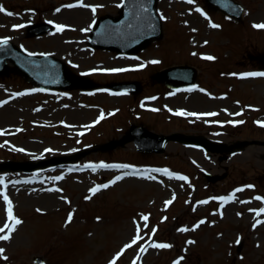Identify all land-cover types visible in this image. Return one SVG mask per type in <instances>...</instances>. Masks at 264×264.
Masks as SVG:
<instances>
[{
    "label": "rangeland",
    "instance_id": "rangeland-1",
    "mask_svg": "<svg viewBox=\"0 0 264 264\" xmlns=\"http://www.w3.org/2000/svg\"><path fill=\"white\" fill-rule=\"evenodd\" d=\"M237 1L245 7L239 21L222 11H209L205 0H158L163 33L131 57L89 44L97 20L117 15L122 0H0L6 10L0 11V41L10 39L36 54L58 52L75 72L90 73L98 83L136 79L143 84L139 94L119 98L105 88L45 91L14 72L0 76V130L4 132L0 135V193L6 192L13 214L23 221L11 239L0 240V249L5 250L0 264H35L37 255L45 264H110L114 259L116 264H264V223H258L264 221V213L258 216L253 211L264 208V199H257L264 198V146H245L226 160L179 141H170L165 151L151 154L138 152L133 142L111 150L100 147L119 138L132 123L162 133L202 134L229 144L264 140V128L248 127L251 119L255 124L253 113H264V94L259 93L264 80L241 76L245 69L260 68L264 29L256 30L254 25L264 23V0ZM81 5L101 7L93 12ZM83 7L88 9L85 16L79 14ZM44 20L53 24L51 31L37 36L28 33L31 24ZM212 23L220 27L213 28ZM56 25L66 27L57 31ZM80 42L87 50L80 48ZM205 53L215 59L203 61ZM178 63L197 66L205 94L179 95L183 99L174 101L170 89L151 78L154 71ZM131 65L141 70L110 73ZM234 100L242 110L254 102H262L263 107L242 114ZM139 104L155 110L166 107L157 114ZM175 106L203 113L218 109L220 114L188 117L192 121L176 119ZM238 109L242 114L238 121L243 124L235 123ZM258 118L264 120V114ZM84 148L90 153L64 167L25 173L3 165L9 159L37 161ZM101 163L132 167H88ZM133 169L145 170L146 176L125 177L95 194L90 191L107 178L112 181ZM204 171L227 172V176L212 183ZM16 181L25 187L11 188ZM37 184L54 190L59 198L45 190L36 192ZM233 194L232 199H219ZM170 200L171 204L166 203ZM7 207L0 195V227L7 221ZM70 213L73 218L67 223ZM138 231L142 239L125 248ZM153 243L171 247L155 248Z\"/></svg>",
    "mask_w": 264,
    "mask_h": 264
},
{
    "label": "water",
    "instance_id": "water-1",
    "mask_svg": "<svg viewBox=\"0 0 264 264\" xmlns=\"http://www.w3.org/2000/svg\"><path fill=\"white\" fill-rule=\"evenodd\" d=\"M207 1L212 7L220 6L236 17H239L243 11V7L233 0ZM156 2L157 0H125L119 16L108 15L99 21L91 36V44L124 52H134L143 48L151 39L158 37L162 32L161 21L155 7ZM40 26L42 28H38ZM40 26L31 27L29 29L30 33L40 34L50 29V26L46 24ZM7 60H10L14 65L11 67ZM11 68L26 80L41 87L71 89L93 86L91 80L73 73L59 58L52 55H29L19 46L8 41L7 44H0V74H9ZM192 70L187 66H175L157 73L154 77L170 86H180L182 83H187L185 78L193 77L194 72ZM180 79H185V81H180ZM120 86L124 89H132L134 92L138 89L137 85L133 83H124ZM138 130L140 131L139 134L134 131L132 134L125 136L119 143L135 139L140 150L163 151L169 140L177 139L187 144L197 143L205 147L206 150L214 152L232 151L231 146L213 142L203 136L183 135L181 133L159 135L143 128ZM116 144L117 142L113 141L107 144L105 148L114 147ZM68 160L67 157H52L42 160L37 165L17 161H10L5 164L10 169L31 171L39 165L60 164ZM207 176L213 181L222 177L221 175H211L209 173H207ZM38 261H41V259L38 258Z\"/></svg>",
    "mask_w": 264,
    "mask_h": 264
},
{
    "label": "snow or ice",
    "instance_id": "snow-or-ice-1",
    "mask_svg": "<svg viewBox=\"0 0 264 264\" xmlns=\"http://www.w3.org/2000/svg\"><path fill=\"white\" fill-rule=\"evenodd\" d=\"M189 3L193 2V0H188ZM73 5H68V7H72ZM81 6H87V7H91L93 12H95L96 10V7H101V6H88V5H81ZM0 11H6L5 9H3L2 6H0ZM57 11H59V9H57ZM8 15H12V13H8ZM51 23V22H50ZM20 27H23V25H15L14 28H20ZM66 26L65 25H56V28H57V31H63L64 28ZM211 27L213 28H218L220 27L219 25H216V24H212ZM255 28L257 29H264V23H260V24H255L254 25ZM89 29H84L83 31H88ZM8 40L7 38H5L4 40L0 41V43L2 44H7ZM207 43V42H205ZM29 55H32L31 53ZM205 59H209V60H214L215 57H212V56H206L204 57ZM151 63H158V61H151ZM111 71H124V69H113ZM245 76H264V72H254V73H246V74H243ZM15 95H23V93H17ZM6 103V102H4ZM186 113H184L183 111L181 112H178L177 115H185ZM187 115H192V116H197V115H208V116H214L216 115V113H204V114H197V113H187ZM103 118V115L101 116V119ZM240 123H243V121H240ZM264 126V125H262ZM4 132L2 130H0V135H3ZM21 151H23V149H21ZM88 167L92 168L93 170H95L97 167H100V168H106V167H119V168H131L132 166L130 165H106V164H99V165H88ZM153 171H161L160 169H154ZM166 171V170H165ZM134 174H137L135 171L133 172H125L124 175H134ZM150 179L153 178V177H149ZM179 179L181 180H186L187 177L185 176H179L178 177ZM54 179H62V177H56ZM120 179H123V176H117L115 178V180L111 181L110 183H115L117 180H120ZM14 183H19V181H16ZM0 184H3V180L0 179ZM109 185L108 184H104V185H97L96 187L90 189V191L95 194L97 191L100 190V188H107ZM6 187V186H5ZM248 187H252V186H248ZM236 191H242V189H237ZM0 195L3 196V199L6 201L8 207H7V221L6 223L4 224L3 227H0V240H9L11 239V234L16 230L17 226L18 225H21L23 223V221L19 218H17L14 214H13V210H12V202L11 200L9 199L8 195L6 194V192H3V193H0ZM234 195L232 197H220L219 199L220 200H229V199H232L234 198ZM88 199H90L91 197H87ZM257 199H264V198H260V197H257ZM166 203L168 204H171L172 201H167ZM201 203H207V201H202ZM39 211V210H38ZM256 212V214L259 216L261 213H264V208H261L259 210H253ZM222 214V213H221ZM73 216L72 214L70 213L69 216H68V220H67V223H70L71 220H72ZM142 219L144 221H147L148 220V216H143ZM166 219V218H165ZM204 221H201L200 223H203ZM258 223H264V221H258ZM199 225H196V227H198ZM182 231H187L188 229H181ZM155 233V229H153V234ZM140 239H142V237L139 235V231H138V234L137 236L131 241L130 244L126 245L125 248H130L132 247L133 245H135ZM188 243H194V241H189ZM152 247H155V248H170L171 245L170 244H163V243H153L151 245ZM5 250L4 249H0V255L3 254ZM141 251H145V249L142 247L141 248ZM122 254V253H121ZM119 255V254H118ZM4 259H7V257H4ZM110 264H116V260L114 259L113 261L110 262ZM178 264V262H177Z\"/></svg>",
    "mask_w": 264,
    "mask_h": 264
},
{
    "label": "bare ground",
    "instance_id": "bare-ground-1",
    "mask_svg": "<svg viewBox=\"0 0 264 264\" xmlns=\"http://www.w3.org/2000/svg\"><path fill=\"white\" fill-rule=\"evenodd\" d=\"M79 14L80 15H87V11L86 10H88L86 7H83V8H79ZM78 45L79 46H81L80 48L82 49V50H87L85 47H84V43L83 42H80V43H78ZM59 53L57 52L56 53V55H58ZM59 56V55H58ZM60 57V56H59ZM126 172H130V171H126ZM124 176H126V175H124ZM127 176H129V175H127ZM139 176V175H138ZM144 176H146L145 175V173L143 174L142 172H141V179L144 177ZM135 176H133V175H130V179H133ZM13 187H25V186H23L22 185V183H18V184H16V185H12V187L11 188H13ZM36 187V189H34L36 192L37 191H39V190H45L46 192H48V193H50V195H52V196H56V197H58L59 198V196L58 195H55V193L53 192L54 190H48L47 188H45V187H43L42 185H38V186H35ZM90 187H92V185L90 186Z\"/></svg>",
    "mask_w": 264,
    "mask_h": 264
}]
</instances>
